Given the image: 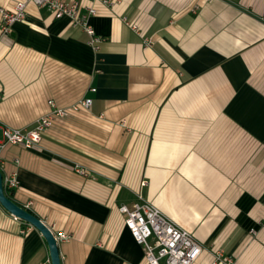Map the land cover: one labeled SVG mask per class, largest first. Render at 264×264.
Instances as JSON below:
<instances>
[{"label":"crops","instance_id":"0c3cea01","mask_svg":"<svg viewBox=\"0 0 264 264\" xmlns=\"http://www.w3.org/2000/svg\"><path fill=\"white\" fill-rule=\"evenodd\" d=\"M64 1L95 9L101 41L32 4L0 32V143L49 102L91 105L0 151L6 194L66 236L61 264H147L118 210L139 200L201 244L195 264H264V0ZM45 262L41 234L0 205V264Z\"/></svg>","mask_w":264,"mask_h":264},{"label":"built area","instance_id":"2783aa9c","mask_svg":"<svg viewBox=\"0 0 264 264\" xmlns=\"http://www.w3.org/2000/svg\"><path fill=\"white\" fill-rule=\"evenodd\" d=\"M92 1H99L103 4L111 3L109 0ZM29 4L48 9L56 19L69 18L73 26H78L87 33L91 45L96 46L101 41L88 23L89 16L96 13L95 9L88 8L86 13L80 14L76 3L70 4L64 0H19L11 9L0 7L1 34L10 33L13 24L24 20L25 10ZM125 23L139 34L135 24ZM49 105L51 110L38 118L31 129L20 130L4 126L0 151L8 144L31 148L39 142L55 118L65 117L70 111H76L79 108L88 109L91 101L83 99L70 108H58L52 102H49ZM3 186L5 190H13L18 187V180L14 172L3 178ZM118 210L124 216V225L132 238L142 247L147 264H195L200 257L202 246L193 235L167 218L152 204L139 200L130 205H121ZM55 239L56 241L66 239V236L59 233ZM212 264H231V260H221V252H216Z\"/></svg>","mask_w":264,"mask_h":264},{"label":"water","instance_id":"95a60500","mask_svg":"<svg viewBox=\"0 0 264 264\" xmlns=\"http://www.w3.org/2000/svg\"><path fill=\"white\" fill-rule=\"evenodd\" d=\"M0 205L15 218L34 227L47 243L50 264H61L58 243L53 232L35 215L19 206L6 194L3 186V175L0 171Z\"/></svg>","mask_w":264,"mask_h":264},{"label":"trees","instance_id":"16d2710c","mask_svg":"<svg viewBox=\"0 0 264 264\" xmlns=\"http://www.w3.org/2000/svg\"><path fill=\"white\" fill-rule=\"evenodd\" d=\"M7 195H8V194H7ZM8 196H9V198H11L10 195H8Z\"/></svg>","mask_w":264,"mask_h":264}]
</instances>
